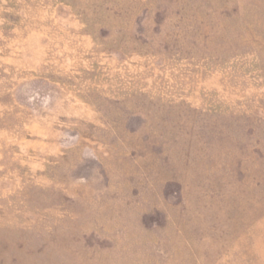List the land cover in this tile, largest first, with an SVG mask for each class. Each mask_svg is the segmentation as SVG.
<instances>
[{
  "label": "rangeland",
  "instance_id": "obj_1",
  "mask_svg": "<svg viewBox=\"0 0 264 264\" xmlns=\"http://www.w3.org/2000/svg\"><path fill=\"white\" fill-rule=\"evenodd\" d=\"M0 264H264V0H0Z\"/></svg>",
  "mask_w": 264,
  "mask_h": 264
}]
</instances>
